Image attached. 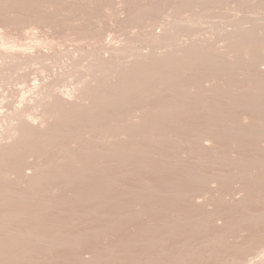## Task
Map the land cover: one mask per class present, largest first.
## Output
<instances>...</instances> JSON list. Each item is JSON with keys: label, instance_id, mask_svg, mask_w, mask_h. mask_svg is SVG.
<instances>
[{"label": "rangeland", "instance_id": "obj_1", "mask_svg": "<svg viewBox=\"0 0 264 264\" xmlns=\"http://www.w3.org/2000/svg\"><path fill=\"white\" fill-rule=\"evenodd\" d=\"M262 78L264 0H0V264H264Z\"/></svg>", "mask_w": 264, "mask_h": 264}, {"label": "bare ground", "instance_id": "obj_2", "mask_svg": "<svg viewBox=\"0 0 264 264\" xmlns=\"http://www.w3.org/2000/svg\"><path fill=\"white\" fill-rule=\"evenodd\" d=\"M114 49H116V48H114ZM216 49H217V48H216ZM112 50H113V49H112ZM217 51H220L219 48H218ZM261 66H262V65H261ZM259 67H260V66H258V68H259ZM133 69H134V68H133ZM136 70L139 71L138 68H137ZM140 73L142 74L141 71H140ZM140 73H139V74H140ZM258 73H260V72H258ZM258 73H256V75H257ZM134 74H135V73L133 72V76L136 75V74H135V75H134ZM128 75L131 76V75H132V72H130ZM258 75H259V74H258ZM258 75H257V77H258ZM262 75H263V73H262ZM260 76H261V74H260ZM124 77H125V76H124ZM129 78H130V77H129ZM129 78H128V79H129ZM136 78H137V77H136ZM139 78H140V77H139ZM139 78H138V81H139ZM124 79H126V77H125ZM128 79H127V80H128ZM260 79H261V78H260ZM263 79H264V78H262V80H263ZM131 80H132V76H131ZM262 80H261V81H262ZM121 81H122V80H121ZM256 81H258V80H256ZM261 81L259 80L258 83H260ZM127 82H129V81H127ZM262 82L264 83V80H263ZM120 83H122V84L124 85V82H123V81L120 82ZM133 83H134V82H133ZM133 83H132V85H133ZM128 84H129V83H128ZM141 84H143V83L141 82ZM125 85H126V84H125ZM125 85H124V86H125ZM134 85H137V84L135 83ZM119 86H120V85H119ZM119 86H118V88H119ZM124 86H123V88H124ZM129 86H130V85H129ZM139 86H141V85H139ZM257 86H258V85H257ZM116 88H117V87H116ZM118 88H117V90H118ZM121 88H122V87H121ZM121 88H120V89H121ZM120 89H119V90H120ZM139 89H140V88H139ZM115 90H116V89H115ZM115 90H114V91H115ZM125 90H126V89H125ZM127 90H128V89H127ZM77 91H78V89H77ZM77 91H76V92H77ZM133 91H136V90H133ZM138 91H139V90H138ZM123 92H124V90L122 91V93H123ZM125 92H126V91H125ZM262 92H263V91H262ZM68 93H69V92H68ZM68 93H67V95H68ZM72 93H74V91H73ZM122 93H120V94H122ZM128 93H129V91H128ZM128 93H126V95H127ZM260 93H261V92H260ZM74 94H75V93H74ZM74 94H73V95H74ZM77 94H78V93H77ZM116 94H117V92H116ZM120 94H119V95H120ZM251 94H252V93H251ZM256 94H258V92H255V96L257 97ZM263 94H264V93H263ZM75 95H76V94H75ZM78 95H80V91H79V94H78ZM114 95H115V94H114ZM123 95H124V94H123ZM126 95H124V96H126ZM137 95H139V92H138ZM253 95H254V94H253ZM259 95H260V94H258V96H259ZM76 96H77V95H76ZM76 96H72V97L74 98V97H76ZM121 96H122V95H121ZM121 96H120V97H121ZM133 96H134V93L132 94V97H133ZM139 96H140V95H139ZM260 96H261V95H260ZM260 96H259V98H260ZM81 97L83 98L82 95H81ZM114 97H115V96H114ZM61 98H62V96H61ZM66 98H68V96H67ZM69 98H71V97H69ZM73 98H72V99H73ZM77 98H78V97H77ZM123 98H124V97H123ZM125 98H126V97H125ZM64 99H65V98H64ZM74 99H75V98H74ZM74 99H73V100H74ZM78 99H79V98H78ZM80 99H81V98H80ZM80 99H79V101H80ZM115 99H116V98H115ZM115 99H114V100H115ZM121 99H122V98H121ZM129 99H130V98H129ZM133 99H134V98H133ZM67 100H69V99H67ZM73 100H72V101H73ZM85 100H87V99H85ZM85 100H83V101H85ZM119 100H120V99H119ZM119 100H117L118 102H116V101H115V102H116V103H119ZM172 100H173V99H172ZM62 101H63V100H62ZM65 101H66V100H65ZM122 101H123V99H122ZM126 101H127V100H126ZM135 101H136V100H135ZM68 102H69V101H68ZM80 102L82 103V100H81ZM80 102H79V103H80ZM120 102H121V101H120ZM130 102H131V101H130ZM168 102H169V100H168ZM64 103H65V102H64ZM70 103H71V102H70ZM85 103H87V102H84V104H85ZM121 103H124V102H121ZM84 104H83V105H84ZM126 104H127V103H126ZM129 104H130V103H129ZM131 104L133 105L132 102H131ZM66 105H67V104H66ZM137 105H138V104H136V107H137ZM154 105H156V104H154ZM125 106H126V105H125ZM138 107H139V106H138ZM136 109H137V108H136ZM135 111H136V110H134V112H135ZM136 114H137V113H136ZM135 116H136V115H135ZM136 117L139 118L138 115H137ZM137 118H135V119L137 120ZM133 120H134V119H133ZM43 122H44V121H43ZM43 122H42V123H43ZM134 122H135V121H134ZM135 123H136V122H135ZM39 125H40V124H39ZM40 126H42V125H40ZM40 126H39V127H40ZM139 127H140V126H139ZM260 127L262 128L263 126H260ZM136 128H137V127H136ZM130 130H131V129H130ZM261 130H262V129H261ZM133 131H135V129H134ZM136 131H137V133H138V128H137ZM136 131H135V132H136ZM254 131L256 132V130H254ZM263 131H264V129H263ZM135 132H134V133H135ZM258 132H259V131H258ZM260 134H261V133H260ZM262 134H264V133H262ZM7 136H8V135H7ZM7 136H6V139H7ZM11 136H12V135H10V137H11ZM135 136H136V135H135ZM257 136H259V135H257ZM135 138H136V137H135ZM255 138H257V137H255ZM262 138H263V137H262ZM9 139H10V138H9ZM9 139H8V140H9ZM260 139H261V138H260ZM252 140H253V138L251 139V142H252V143L256 140V145H257V143L260 144L259 141H257V139H254L253 141H252ZM263 141H264V139H263ZM134 142L137 143L138 141L134 140V141H133V144H134ZM260 142H261V141H260ZM254 143H255V142H254ZM261 144H262V142H261ZM139 145H140V144H139ZM135 146H136V145H135ZM133 147H134V145H133ZM137 147L139 148V146H137ZM257 147H258V145H257ZM135 149H137V148H135ZM262 150H263V149H262ZM24 170H25V169H24ZM25 171H26V170H25ZM25 171H24V172H25ZM25 173H26V172H25ZM28 174H29V173H28ZM25 175H26V174H25ZM26 176H28V175H26ZM97 184H98V183H97ZM239 193H240V192H239ZM198 197H199V196H198ZM238 198H239V197H238ZM241 199H242V198H241ZM238 200H240V199H238Z\"/></svg>", "mask_w": 264, "mask_h": 264}]
</instances>
